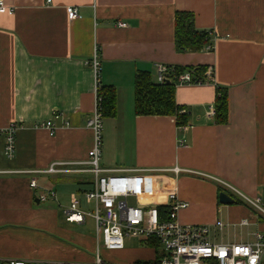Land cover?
<instances>
[{"label":"crops","instance_id":"obj_1","mask_svg":"<svg viewBox=\"0 0 264 264\" xmlns=\"http://www.w3.org/2000/svg\"><path fill=\"white\" fill-rule=\"evenodd\" d=\"M3 1L14 12L0 14V128L12 123L18 128L11 158L2 154L0 135V262L46 258L47 249L61 244L72 264L91 260L94 238L57 224L72 194L87 208L83 194L93 174L29 171L54 162L58 169L87 170L74 163L87 159L93 142L87 121L95 108L94 79L87 62L96 47L98 82L116 91L115 115L102 118L101 168L138 169L137 203L143 206H165L174 191L188 203L178 211L179 221L210 225L217 242H252L256 232L264 236V221L228 189L264 198V0ZM68 5L77 8L78 18H67ZM176 11L191 12L195 28L212 32L211 51L176 48ZM157 64L213 68V83L175 85V102L186 110L184 128L175 116L134 112L135 72L147 70L156 78ZM216 85L227 89L224 124L214 122L211 110ZM46 120L55 126L52 135L35 127ZM173 166L184 171L174 173ZM49 189L55 196L39 200ZM220 191L235 202L220 203ZM243 218L247 225L239 223ZM109 255L122 261L151 256L142 248Z\"/></svg>","mask_w":264,"mask_h":264},{"label":"built area","instance_id":"obj_2","mask_svg":"<svg viewBox=\"0 0 264 264\" xmlns=\"http://www.w3.org/2000/svg\"><path fill=\"white\" fill-rule=\"evenodd\" d=\"M50 3L51 0H45ZM67 18H78L75 6L65 7ZM14 9L0 0V14H13ZM118 27H125L126 23L117 21ZM212 44H208L204 50L211 51ZM88 65L93 73V91L95 94L94 111L87 121V127L92 131L93 142L87 152V159L76 165H85L82 169H58V162H54L45 170H32L30 173L40 172L55 173L59 171H88L93 174L94 181L90 189L84 192V200L91 207L82 209L79 207L77 197L72 194L69 205L64 208L65 220L68 222L84 223L85 217L90 216L94 221V251L91 260L81 264H263L264 263V236L260 232L254 234L252 242L221 243L214 240V231L207 224H183L178 219V211L187 207L186 201L180 200L174 191L167 194L165 206H143L137 203L140 192L138 169H129L118 172H108L100 166L101 156V126L102 116L99 110L100 97L98 95L99 82V55L98 48H94ZM157 82H163L168 70L173 71V66L157 64L155 66ZM213 68L207 66L206 76L213 83ZM182 83H200L191 81L189 71H184L176 77L175 85ZM213 111V106L211 107ZM180 113H186L180 109ZM35 127L45 128L49 134H53L55 126L52 120L41 121ZM184 128L185 125L179 126ZM18 126L14 123L0 128L3 136L2 154L11 158L15 153V134ZM174 173L184 171L178 166L170 168ZM29 185L37 186L35 177L30 179ZM228 189L240 200L254 209V216L264 215V198L248 197L233 187ZM53 189L40 194L38 199L45 201L54 197ZM133 199L134 203H130ZM136 202V203H135ZM159 207H166L165 214L159 213ZM247 225L248 220L243 218L239 222ZM215 226L221 228L223 222L216 220ZM137 238L145 243L151 251L149 258L142 260L122 261L112 258L109 254L118 253L125 249V240ZM149 240L158 242L159 254L156 255L147 244ZM140 262V263H138ZM0 264H67L60 261L46 262L22 259H8Z\"/></svg>","mask_w":264,"mask_h":264},{"label":"trees","instance_id":"obj_3","mask_svg":"<svg viewBox=\"0 0 264 264\" xmlns=\"http://www.w3.org/2000/svg\"><path fill=\"white\" fill-rule=\"evenodd\" d=\"M213 34L210 30H199L194 26V16L188 11H176L174 14V42L177 49L182 51L204 50L212 44ZM207 65L173 66L168 70L163 82H157L150 71L137 70L134 75V112L140 115H170L175 116L178 126L185 125L186 113H180L181 106L175 102L176 77L184 71H189L191 81H208ZM99 110L102 118L113 117L116 113V91L113 86L100 85ZM227 89L216 85L213 103V118L217 124H224L228 119ZM159 213L165 214L166 207H159ZM263 215L259 219L263 221ZM146 244L158 255V242L149 240ZM140 263V262H138ZM264 264V263H263Z\"/></svg>","mask_w":264,"mask_h":264},{"label":"rangeland","instance_id":"obj_4","mask_svg":"<svg viewBox=\"0 0 264 264\" xmlns=\"http://www.w3.org/2000/svg\"><path fill=\"white\" fill-rule=\"evenodd\" d=\"M129 202L134 203V200L129 199ZM91 206L92 205L89 204L86 207H91ZM58 218H59V221L57 224L58 228L65 230V231H72L75 233H80V234L85 235V236H91L94 238L95 226H94V221H93L92 217L86 216L85 223L82 225H76L75 223L66 222L64 219V214L61 211L58 212ZM262 218L264 219V215ZM56 238L58 240H60V242L62 241L68 245L73 244L72 240H70V239H66V238H63L60 236H56ZM62 247H63L62 244L59 246H53L52 248L46 250L47 251L46 253L48 255V256H46V258H39V259H34V260L35 261L55 262L61 258H65L63 260L61 259V261L72 264L73 259L71 257H66L67 255H69V252L66 251L65 248H62ZM139 248L147 250V254L150 255L151 251L149 249H147L145 243L140 242L139 239L128 238L125 240V249L126 250L136 251V249H139ZM158 251H160V250H158ZM25 260H27V259H25Z\"/></svg>","mask_w":264,"mask_h":264},{"label":"water","instance_id":"obj_5","mask_svg":"<svg viewBox=\"0 0 264 264\" xmlns=\"http://www.w3.org/2000/svg\"><path fill=\"white\" fill-rule=\"evenodd\" d=\"M218 201L222 204L234 203L235 199L227 194L225 191H220L218 194Z\"/></svg>","mask_w":264,"mask_h":264}]
</instances>
